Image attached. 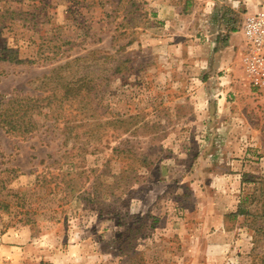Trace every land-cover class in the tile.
I'll list each match as a JSON object with an SVG mask.
<instances>
[{"label": "rangeland", "instance_id": "1", "mask_svg": "<svg viewBox=\"0 0 264 264\" xmlns=\"http://www.w3.org/2000/svg\"><path fill=\"white\" fill-rule=\"evenodd\" d=\"M205 5L0 0V96L40 99L0 127V264H264V80L205 35L264 0Z\"/></svg>", "mask_w": 264, "mask_h": 264}, {"label": "trees", "instance_id": "2", "mask_svg": "<svg viewBox=\"0 0 264 264\" xmlns=\"http://www.w3.org/2000/svg\"><path fill=\"white\" fill-rule=\"evenodd\" d=\"M5 1L10 2L12 0ZM8 10L9 12H7ZM7 11L0 13V33L6 26L5 22L7 20V15H10V18L13 16L10 8H8ZM39 101V98L27 96H11L8 98L0 96V127L6 133H15L20 135H24L25 133L32 131L36 127L35 121L32 118V111L36 105L38 107ZM3 189V185H0V210L10 212L13 204L10 203V199H8L7 194L5 195ZM29 212V209L24 211L25 214H29Z\"/></svg>", "mask_w": 264, "mask_h": 264}, {"label": "crops", "instance_id": "3", "mask_svg": "<svg viewBox=\"0 0 264 264\" xmlns=\"http://www.w3.org/2000/svg\"><path fill=\"white\" fill-rule=\"evenodd\" d=\"M240 3H241V0H205V4L208 5V7L205 5L208 10L206 12H210L209 11L210 8L213 5H216L217 7L220 8V12L222 11L225 14L226 11H231L230 8H232L233 11H236V7H238ZM215 14H217V9H214L212 13H205V17H206L205 18V23H206L205 29L207 30V32H205V35L207 36V40L206 39L205 40L212 45L211 49L213 51L209 54V56H207L206 59L211 61L212 64L214 63L215 67L218 68V70H220L222 68H227V66H229L231 62V60L224 55L223 50L224 49L227 50V48L228 49L232 48L234 50V47L237 41L241 40L242 37L244 38V36L241 31L239 32L240 34L238 33V31L232 32V29H230L232 27L230 24L231 21L227 17L222 16V18H217L218 16L215 17ZM211 28H213V30L215 29L214 33L217 34L215 36V40H213V38L212 40H210L211 35L209 32ZM235 28H238V23L237 25H235ZM228 29L230 30V32L227 33L225 37H223L224 34H226L225 32Z\"/></svg>", "mask_w": 264, "mask_h": 264}, {"label": "built area", "instance_id": "4", "mask_svg": "<svg viewBox=\"0 0 264 264\" xmlns=\"http://www.w3.org/2000/svg\"><path fill=\"white\" fill-rule=\"evenodd\" d=\"M237 29L246 42L245 69L258 81L264 80V7L245 14Z\"/></svg>", "mask_w": 264, "mask_h": 264}]
</instances>
